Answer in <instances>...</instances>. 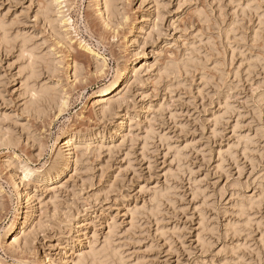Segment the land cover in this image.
I'll return each mask as SVG.
<instances>
[{
  "label": "rangeland",
  "instance_id": "374dc122",
  "mask_svg": "<svg viewBox=\"0 0 264 264\" xmlns=\"http://www.w3.org/2000/svg\"><path fill=\"white\" fill-rule=\"evenodd\" d=\"M108 1L0 0V264H264V0Z\"/></svg>",
  "mask_w": 264,
  "mask_h": 264
},
{
  "label": "bare ground",
  "instance_id": "6f19581e",
  "mask_svg": "<svg viewBox=\"0 0 264 264\" xmlns=\"http://www.w3.org/2000/svg\"><path fill=\"white\" fill-rule=\"evenodd\" d=\"M97 1H99V0H97ZM62 2V1H61ZM60 2V3H61ZM62 4V3H61ZM110 2L108 1V0H106V2H105V7L109 10L110 9ZM49 5V4H48ZM54 8V7H53ZM51 5H50V7L49 6H46L45 7V9H44V12H43V15H45L44 17H46L47 19L50 17V15H51ZM53 11V10H52ZM45 18V19H46ZM50 19V18H49ZM2 27H4V25H2ZM6 29V28H5ZM4 30V29H3ZM7 31V30H6ZM5 32V31H4ZM8 32V31H7ZM9 34V33H8ZM8 34H6V33H4V35H8ZM6 37V36H5ZM8 37V36H7ZM24 42H26L25 40H24ZM23 42V43H24ZM26 44H28L27 42H26ZM25 44V45H26ZM21 45H23V44H21ZM24 46V45H23ZM25 47V46H24ZM23 48V47H22ZM24 49V48H23ZM26 49V48H25ZM32 49V48H31ZM27 50H28V48H27ZM34 50V49H33ZM30 51H32V50H30ZM32 53V52H31ZM31 56V55H30ZM35 56H37V55H35ZM32 57V56H31ZM30 60H33L32 58L30 59ZM36 60V59H35ZM35 60H33L32 62L30 61V64L28 65L29 67V72H30V74H31V77L33 76V74H35V76L37 77V75H36V67H37V63H36V61ZM40 65V64H39ZM173 67V66H172ZM176 67V66H175ZM174 68V67H173ZM172 68V69H173ZM176 70V69H175ZM167 71H172V70H169V69H167ZM29 75V74H28ZM27 75V76H28ZM35 76H33V77H35ZM32 77V78H33ZM29 78V77H28ZM34 79V78H33ZM29 80H30V78H29ZM117 81H114L111 85H114L115 83H116ZM31 86V85H30ZM36 87V86H35ZM33 89H34V87H32ZM31 88V89H32ZM42 88V87H41ZM31 89L29 90V91H31ZM32 89V90H33ZM50 89V88H49ZM45 89V87H44V89H41V93H42V95H43V97L46 99V98H48V97H51L52 98V96H51V91H52V89ZM36 90V89H35ZM34 90V91H35ZM33 91V92H34ZM36 92H38V91H36ZM22 196H23V193H22ZM157 207V206H156ZM158 207H159V203H158ZM242 210L244 209V208H241ZM241 210V211H242ZM18 235H16L15 236V238H14V240H13V242L14 243H16V242H18ZM107 242V243H106ZM106 245H104V247H103V250H100V249H102V248H100V249H98V250H96V252H93V254H92V260L94 261V262H96V264L97 263H99V264H115V263H117V261L118 262H120L121 264H126L125 263V261L123 260L122 261V259L119 261V259H120V257H118L117 256V254H123V253H119L120 251H118V250H115L113 247H112V245H111V243H110V238H109V242H108V239H106ZM113 242V241H112ZM104 243V244H105ZM94 250V249H93ZM92 250V251H93ZM91 251V252H92ZM118 252V253H117ZM91 254V253H90ZM117 256V261H116V259H115V257ZM123 256V255H122ZM90 258V259H91ZM119 258V259H118ZM121 258H123V257H121ZM83 260H84V256L83 255H78L77 256V262H78V264L79 263H81V262H83ZM91 260V261H92ZM116 261V262H115ZM122 262H124V263H122ZM120 263H118V264H120ZM40 264H63L62 262H59V261H56L55 259H53L52 257H49L48 255H46L44 258H43V260L41 261V263Z\"/></svg>",
  "mask_w": 264,
  "mask_h": 264
}]
</instances>
